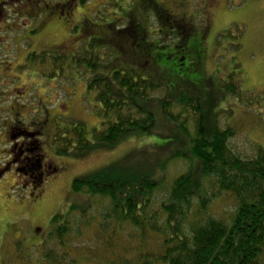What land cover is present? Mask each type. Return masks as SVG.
<instances>
[{
    "label": "trees",
    "instance_id": "obj_1",
    "mask_svg": "<svg viewBox=\"0 0 264 264\" xmlns=\"http://www.w3.org/2000/svg\"><path fill=\"white\" fill-rule=\"evenodd\" d=\"M109 1H126V15L116 5L118 14L104 26L126 23L122 35L120 29L114 30L119 42L125 37L121 45L92 38L72 48V54L68 50L27 56L29 70L49 66L56 76H65L71 68L72 77L86 81V91L99 105L100 125L92 133L83 124L62 127L63 132L56 134L61 141L54 139L55 151L61 157H81L143 135L167 142L152 146L151 153L144 149L130 153L75 179L73 193L99 199L100 205L94 201L70 205L51 220L41 250L21 239L24 248L18 260L22 264H82L83 260L91 264H264V149L256 147L252 158H243L231 150L229 141L235 131L217 124L219 114L213 127L206 124V117H213L209 109L213 99L218 105L225 99L207 94V85L198 88L185 73L180 74L189 58L185 46L193 32L189 24L185 28L178 23L157 0ZM139 3L145 22L136 12ZM130 4L132 8H126ZM153 12L167 31L159 30L161 42L154 41L145 25ZM167 37L180 40L178 51H166ZM171 77H181V86L172 85ZM218 88L238 95L234 84ZM176 161L186 164L187 170L170 182L166 196L159 199L157 193L165 190L168 180L164 174ZM224 194L234 203L220 218L210 208ZM91 227L96 228L94 239L82 242ZM147 239L154 241L152 248ZM78 241L88 254L83 250L72 256ZM2 262L6 264L4 258Z\"/></svg>",
    "mask_w": 264,
    "mask_h": 264
},
{
    "label": "rangeland",
    "instance_id": "obj_2",
    "mask_svg": "<svg viewBox=\"0 0 264 264\" xmlns=\"http://www.w3.org/2000/svg\"><path fill=\"white\" fill-rule=\"evenodd\" d=\"M0 1V141L3 125L23 124L30 130L35 129L43 135L37 134L42 137L39 153L46 156L52 167L39 190L33 189L30 183L25 184L22 176L12 175L13 172L7 178L3 175L0 178L3 179L0 181V264L3 258L6 264H22L18 260V253L24 248L21 239L29 247L37 246L41 250V241L51 230V220L56 215L67 212L73 204L94 201L97 206L100 205L99 199L91 200L83 194L73 193L75 179L118 162L130 153L143 149L151 153L152 146H162L167 141L159 136H132L112 150L95 151L81 157L58 156L54 139L61 141V137L56 135L58 131L63 132L59 129L83 124L86 132L92 133L101 122L97 115L99 105L94 96L86 91V81L72 77L71 68L65 76H56L49 66L36 70L25 67L23 71L19 65L25 64L27 56L34 52L69 50L72 54V48L92 38L121 45L125 37L122 36L119 42L114 30L120 29L122 35L126 23L120 20L119 24L108 28L104 26L118 14L114 6H118L120 14L126 15V1L120 4L109 0H87L80 4L79 0H37L40 3L38 7H30L28 2V6L23 8L21 0ZM157 1L174 15L178 23L185 28L190 25L193 31L185 43L189 53L188 58L186 52L187 67L180 74L185 73L191 82L197 83L198 88L207 85L204 88L207 94L224 96L222 99L225 100L219 105L213 99L212 106H209L213 117H206V124L213 127L218 119L217 124L221 128L231 127L235 131V136L229 141L231 150L243 158H252L256 147L264 149V0ZM16 3L19 5L15 6ZM135 5L137 15L145 22V12L141 10L140 3ZM129 7L131 4L126 8ZM145 25L151 37H155L154 41L159 42L162 38L158 33L162 28L155 12ZM29 26L39 30L32 39H25L26 27ZM162 31L165 32L164 29ZM165 33L164 37L168 35ZM168 37L164 40L170 42L165 44L168 45L166 51H178L180 40L173 41L172 37ZM197 67L200 70L194 73ZM231 74L235 75L233 80L229 79ZM170 79L172 85L181 86V77ZM210 84L212 88L208 87ZM220 84L222 87L234 84L238 95L226 94L224 89L218 88ZM66 134L71 135L69 132ZM2 147L0 144V150ZM156 155L149 157L155 158ZM3 159L0 158L2 166ZM186 170L187 165L180 161L171 163L164 174L168 177L165 190L158 192L157 197L163 199L170 182ZM233 203V198L224 194L213 202L210 213L226 217ZM95 229L89 228L81 241L93 240ZM79 242L72 256L83 250L88 254ZM122 242L128 243L125 238ZM135 243L132 242V245ZM146 243L151 248L155 245L151 239H147ZM83 257L87 259V256ZM82 264L91 263L83 260Z\"/></svg>",
    "mask_w": 264,
    "mask_h": 264
},
{
    "label": "flooded vegetation",
    "instance_id": "obj_3",
    "mask_svg": "<svg viewBox=\"0 0 264 264\" xmlns=\"http://www.w3.org/2000/svg\"><path fill=\"white\" fill-rule=\"evenodd\" d=\"M18 1L19 0H17V2ZM36 1L37 0H21V3H23L21 8L27 7L28 4L26 3L28 2H30V7H38L40 3ZM1 4L2 2L0 1V5ZM17 4L18 3H16L15 6H17ZM26 28L25 39H32L39 30L32 26ZM25 65L26 63L21 64L19 68H24ZM17 122L19 123V120ZM2 130L0 144L3 147L0 150V158H4L3 161L5 162L1 163L3 166L0 165V178L2 175L4 178H7V176L9 177L13 172L12 175L18 177L22 176L21 178L25 180V184L30 183L33 189L39 190L48 171L52 168L46 161V156L39 153V147L42 144V133L37 132L35 129L30 130L28 127L23 126V124L3 125ZM37 134H40L41 138H39ZM2 180L3 179H0V181Z\"/></svg>",
    "mask_w": 264,
    "mask_h": 264
}]
</instances>
